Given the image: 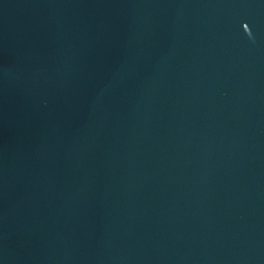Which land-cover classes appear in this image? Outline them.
<instances>
[{"label": "water", "instance_id": "water-1", "mask_svg": "<svg viewBox=\"0 0 264 264\" xmlns=\"http://www.w3.org/2000/svg\"><path fill=\"white\" fill-rule=\"evenodd\" d=\"M0 264H264V0H0Z\"/></svg>", "mask_w": 264, "mask_h": 264}]
</instances>
